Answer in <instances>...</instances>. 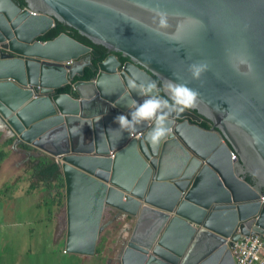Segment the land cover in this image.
Listing matches in <instances>:
<instances>
[{"label":"water","instance_id":"1","mask_svg":"<svg viewBox=\"0 0 264 264\" xmlns=\"http://www.w3.org/2000/svg\"><path fill=\"white\" fill-rule=\"evenodd\" d=\"M23 1L25 6L0 0V44L15 53L0 58V113L19 140L47 143L52 154H64L67 252L95 253L106 205L137 218L122 264H188L206 244L223 241L239 220L258 213L260 203L252 200L259 194L244 175L264 185V0ZM159 12L168 14L169 28L157 27ZM56 21L110 52L98 63L96 88L78 81L74 97L84 98L82 88H94L97 95L118 98L119 110L131 119V100L121 88L128 87L133 72L138 82L151 78L140 65L163 81L198 90V113L180 114L190 121L174 122L173 132L154 149L122 139L130 133L115 118L83 120L86 100L80 105L55 90L83 73L82 66L67 70L73 64L66 61L86 56L90 63L99 52L67 32L38 39ZM117 56L127 58L121 73ZM193 63L208 65L198 80L189 71ZM203 119L212 127L200 126ZM108 142L120 148L114 161L101 158ZM231 151L237 159L231 160ZM120 173L130 182L117 187L111 174ZM183 190L185 199L171 215ZM147 212L158 214L156 227L139 226ZM257 225L262 231L264 207ZM222 254L223 248L201 264ZM221 264H233L232 259L226 255Z\"/></svg>","mask_w":264,"mask_h":264},{"label":"clouds","instance_id":"2","mask_svg":"<svg viewBox=\"0 0 264 264\" xmlns=\"http://www.w3.org/2000/svg\"><path fill=\"white\" fill-rule=\"evenodd\" d=\"M21 6H25L24 1L23 4L21 2ZM36 14V13H35ZM158 24L157 27L159 29H167L170 27L169 24V19H168V14L166 12H159L158 13ZM0 46L3 48V52L0 54V58H2L3 53H13L10 51L8 48H4L1 44ZM95 49V48H94ZM107 50V49H106ZM15 54V53H13ZM86 57V56H85ZM83 57V58H85ZM96 56H93L91 54L90 57V63H88V60L85 58V63L75 65V60L77 59H72L70 61H66L71 65V67L67 68L69 70L70 68H77L82 66L83 73L80 74L79 72L75 73L72 78H70L64 86H69L70 89L69 91H62L65 93H68L70 96L74 97L72 95V92L77 93V89L74 87L75 83L78 81H86V82H94V88H96V83H97V75L100 72V68L98 66V63L105 60L101 59L97 63H94L93 61L97 58ZM99 57V55H98ZM126 58V57H123ZM127 60V59H125ZM123 60V61H125ZM122 65L121 62L120 64L117 65L118 73L122 72V67L120 68L119 66ZM93 66H96V68H93ZM139 66V65H138ZM143 67V66H142ZM86 68H89L94 74L88 78V79H81L80 77L85 74ZM140 68V67H139ZM141 69V68H140ZM208 70V65L206 63H193L189 66V71L192 74L193 79H200L202 74ZM151 73V72H150ZM152 74V73H151ZM148 75V74H147ZM76 76H79V78H76ZM136 74L135 72L132 73V76L129 77L128 79V87L125 85L126 89H132L136 93H134V96L130 99L131 103L128 105L130 111V116L131 119H129L128 115H126L125 110H119V105L116 102L118 98L115 100H112L110 98H107L103 96L100 92V95H97V92L94 90V88H91V91L86 90V88H82V92L85 94V97H74L76 100L80 102L81 105V100L85 99L84 101V108L83 112L86 114V117H81L80 114L77 116L81 117L83 120H89L91 123H93V120H100L103 117H110V118H115L116 121L118 122L120 129H123L124 131H128L130 133V136H120L122 139H126L127 141L129 139H133L136 141H141L143 143L144 147H147L148 149H154L156 146H160L162 142L167 139V137L173 132V129L175 127L174 122H181L182 120H188L190 121V117L188 115H180L183 112H194L198 113V109L195 108L198 106V98H199V92L196 89L190 88L188 85L184 83H178V82H173L172 80H167L165 79L164 81L160 79L158 76L154 75L156 78L152 79V75L150 76L151 78H148L147 82H138V80L135 78ZM147 79V78H146ZM63 87V86H62ZM61 88V87H60ZM46 87L41 86L39 88V94L44 95L43 90H45ZM57 90V89H56ZM55 90V91H56ZM57 92V91H56ZM102 92L107 93V90H103ZM112 93V92H111ZM139 98H144L142 102H137ZM100 100V101H98ZM97 102L103 106L102 110L100 111H94L92 113H87L86 112V106L93 103ZM85 109V110H84ZM102 113L100 115L93 116L94 114ZM58 114L60 112L58 111ZM65 116V115H63ZM209 121V124L204 126V127H212V122L208 119H203ZM0 121L8 128V129H3L4 125L0 124V129H3V131L6 134H9L11 137L17 139L18 141L21 142H26L24 140H19L18 137L20 134L14 131L13 128H10L9 123L7 120L2 116L0 113ZM202 121H200L201 123ZM192 123V122H191ZM194 123V122H193ZM199 123V125H200ZM62 124H66V121L64 120ZM138 126V127H137ZM202 126V125H200ZM138 128V129H136ZM122 131V132H124ZM42 137L44 134L41 135ZM41 136H38L36 140H40L43 142H46L45 139H42ZM222 141H225L224 138H222ZM28 143V142H27ZM33 147L38 150L41 153H47L49 150L48 148L51 147V145L45 143L44 147H39V145L32 144ZM138 151L140 155L144 158L140 146H137ZM108 152H104L101 156V158H108L111 161H114L116 158L117 153L119 152L120 148L116 144L110 145L108 142L107 145ZM231 160L237 159V155L234 151H231ZM95 155L96 152H93ZM145 159V158H144ZM58 162V161H57ZM59 163V162H58ZM69 163V162H68ZM62 162L59 163L61 166L62 170ZM112 170V169H110ZM63 173V172H62ZM249 175L252 179L253 182H250L246 179V176ZM112 176V174H111ZM245 179L251 183V188L259 194V198L253 199V202H259L260 203V209L258 213L244 219V220H239L238 224L236 227L233 229V231L225 237V239L217 244H206L208 247L203 251L200 252L196 255H194L191 260L188 262V264H201L204 261H206L208 258H210L213 254H215L219 249L223 248V254L222 258H224L226 255H228L232 259L233 264H250L247 261H243L242 255H237L235 252V249L238 245L239 240H241L245 236L249 235H258L264 240V228H262V231H260L258 228L259 226L257 225V221L259 219L260 213L262 211V208L264 207V185H260L258 179L255 177V180H253L252 176L250 174H245L244 175ZM64 178V176H63ZM114 185V184H113ZM31 186L27 185V187ZM117 186V185H115ZM118 187V186H117ZM64 188H65V181H64ZM120 188V187H119ZM35 190H44L37 188ZM185 190L181 192V195L179 197V200L177 204L175 205L174 209L169 211L172 212L171 215H173V212L176 210V207L179 206L180 202H182L185 199ZM109 206L114 209L115 207L111 205H106L105 208ZM105 208L101 217V222L100 225H104L103 219H104V213H105ZM57 210V208H52L50 210V213H47V217H54L53 216V211ZM118 210V209H117ZM120 211V210H119ZM122 212V211H120ZM123 213V212H122ZM124 214V213H123ZM126 215V214H124ZM129 216V215H127ZM133 218V222L137 220V218ZM64 218L66 220V223L63 225L62 224V219L61 217L58 218V222L56 220L55 225L58 227H65L63 231V237H64V246L61 247V250L67 253L66 249V239H67V219H66V209L64 212ZM133 225V223H132ZM193 226H195L197 229H203L205 228L208 230V228L204 227L203 224H198L196 222L193 223ZM132 228H131V233L127 238V243L125 241L124 246L122 247L120 251V256L123 254L125 248L128 245V242L130 241V237L132 235ZM163 230H161L162 234ZM100 239V234L98 232V239L97 243L99 242ZM97 248V245H96ZM70 253V252H69ZM96 253V250H95ZM94 253V254H95ZM76 254V253H72ZM93 254V255H94ZM83 255V254H79ZM84 256H90V255H84ZM218 258L215 260L214 263L212 264H221V259Z\"/></svg>","mask_w":264,"mask_h":264},{"label":"rangeland","instance_id":"3","mask_svg":"<svg viewBox=\"0 0 264 264\" xmlns=\"http://www.w3.org/2000/svg\"><path fill=\"white\" fill-rule=\"evenodd\" d=\"M0 124L3 123L0 121ZM3 129L8 128L4 125ZM3 129H0V185L12 177V182H16L19 189L14 197L0 201L2 208L10 213L6 216L0 213V264H122L119 251L122 241H126L131 233L133 220L128 217L112 219L113 208L107 206L103 221L105 225L97 243L100 250L84 259L79 254L62 251L65 227H58L55 222L61 217L63 224L65 188L56 198L57 190L25 193L23 186L38 181L35 164L40 154L59 163L63 158H58L50 151L41 153L31 143L18 141ZM51 208L57 210L53 211L54 217L48 218L47 213H50ZM12 216L18 222L12 221ZM27 245L29 249L21 251Z\"/></svg>","mask_w":264,"mask_h":264},{"label":"trees","instance_id":"4","mask_svg":"<svg viewBox=\"0 0 264 264\" xmlns=\"http://www.w3.org/2000/svg\"><path fill=\"white\" fill-rule=\"evenodd\" d=\"M21 2L23 4V0H21ZM61 32H67L68 34L75 37L76 39L81 40L84 43L92 46L97 51H101V52L105 51V48L102 45H97V44L92 43L85 36L81 35L75 28L68 26V25H64L59 21H56L55 25L52 26L46 33L40 35L38 39L48 40V39H51L57 36ZM104 55H105V52L102 53L100 58L95 59L93 62L97 63L99 60L103 59ZM125 59L127 58H122V60H125ZM93 74L94 73L89 68H86L85 74L81 76L80 78L88 79ZM76 78H79V76H76ZM69 89H70L69 86H63L61 88H58L56 91L57 92H62V91L68 92ZM35 166L38 168V175H39L38 181L36 183L31 184V186L29 187H25V190L33 191L37 188L44 189L49 192L57 190L56 198H58L61 195L62 189L64 188V178H63L61 166L59 165L57 160L49 159L46 155L40 154L38 156V161L36 162ZM246 179L250 182H253L249 175L246 176ZM18 189H19V185L16 182H12V177H9L0 185V199L5 200L11 197H14L17 194ZM99 250L100 248L97 247L96 251H99Z\"/></svg>","mask_w":264,"mask_h":264},{"label":"flooded vegetation","instance_id":"5","mask_svg":"<svg viewBox=\"0 0 264 264\" xmlns=\"http://www.w3.org/2000/svg\"><path fill=\"white\" fill-rule=\"evenodd\" d=\"M99 52V57L98 56H96L95 58H100L101 57V55H102V53L103 52H105V55H104V57H103V59H105L109 54H110V52H108L106 49H105V51H103V52H101V51H98ZM117 58H118V60L121 62V64L122 65H120L119 67L121 68L123 65H124V62L125 61H127V60H125V61H123L122 60V58H123V56H117ZM83 63H85V58H83V57H81V58H79V59H77V60H75V65H79V64H83ZM139 67L141 68V70H143L145 73H147L149 76H151L152 75V79L153 78H156L153 74H151L148 70H146L144 67H142V66H140L139 65ZM121 73V72H120ZM148 80H150V79H144V82H147ZM121 91H122V94L123 95H128L129 97H130V99L134 96V93H136L135 91H133L132 89H126V87H124L123 89L121 88ZM121 97H124V96H121ZM125 98V97H124ZM126 99V98H125ZM97 105H99V103H97V102H93V103H91V104H89V105H87L86 106V112L87 113H92V112H94V111H100V110H102V108H103V106L100 104V107H99V109H95V110H93V108H94V106H97ZM209 124V121H207V120H204V121H202L201 123H200V125H202V126H206V125H208ZM111 178H113V181L115 182V184L114 185H117L116 183H119V184H121V185H126V184H128L129 182H130V179H129V177L127 176V175H125V174H122V173H120V174H116L115 176H111ZM118 186V185H117ZM104 216H105V213H104ZM126 217H128L129 219H131V220H133V218H131L130 216H127V215H124L122 212H120L119 210H117V209H114L113 208V213H112V219H117V218H126ZM103 221H104V219H103ZM66 223V220H65V218H64V220H63V225ZM104 223V222H103ZM157 223H158V214L156 213V212H147V213H145V215H144V220L139 224V226L140 225H144V224H152L153 225V227H156L157 226ZM104 225H105V223H104ZM104 225H101L100 226V228H99V234L102 232V230H103V228H104ZM136 226H138V224H137V221H134L133 222V225H132V231L134 230V228L136 227ZM126 243H127V241H126ZM124 244H125V241H122V247L124 246ZM121 251V250H120ZM120 251H119V254H120ZM109 259V262H111V260H110V258H108Z\"/></svg>","mask_w":264,"mask_h":264},{"label":"built area","instance_id":"6","mask_svg":"<svg viewBox=\"0 0 264 264\" xmlns=\"http://www.w3.org/2000/svg\"><path fill=\"white\" fill-rule=\"evenodd\" d=\"M2 52L3 48L0 46V54ZM235 252L250 264H264V240L258 235L243 237L239 240Z\"/></svg>","mask_w":264,"mask_h":264},{"label":"crops","instance_id":"7","mask_svg":"<svg viewBox=\"0 0 264 264\" xmlns=\"http://www.w3.org/2000/svg\"><path fill=\"white\" fill-rule=\"evenodd\" d=\"M25 187H27V185H24L23 186V191L25 192V193H31V192H37V191H39V190H33V191H26L25 190ZM18 193V192H17ZM5 200H7V199H5ZM5 200H1L0 199V201L1 202H3V201H5ZM0 213L2 214V215H10V213H9V211L7 210V209H4V208H2V206L0 205ZM49 218V217H48ZM23 220V219H22ZM21 220V221H22ZM12 221H14V222H18V220L16 219V218H14L13 216H12ZM31 235H32V239H34V230H32L31 231ZM62 237V236H61ZM60 237V238H61ZM26 247V248H25ZM25 247H23V249L21 250V251H25V250H28L29 249V245H27V246H25ZM19 252H20V249L18 250ZM80 257L82 258V259H84L85 257H87V256H84V255H80Z\"/></svg>","mask_w":264,"mask_h":264},{"label":"bare ground","instance_id":"8","mask_svg":"<svg viewBox=\"0 0 264 264\" xmlns=\"http://www.w3.org/2000/svg\"><path fill=\"white\" fill-rule=\"evenodd\" d=\"M36 15H38V14H36ZM6 80V79H5ZM10 80H13V81H15L17 84H19L20 85V83L19 82H17L16 80H14L13 78H10ZM54 155H56L58 158H62V156L64 155L62 152H57V153H55Z\"/></svg>","mask_w":264,"mask_h":264}]
</instances>
